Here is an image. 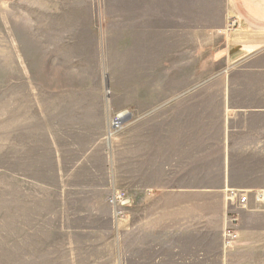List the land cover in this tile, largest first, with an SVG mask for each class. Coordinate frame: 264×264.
Segmentation results:
<instances>
[{
	"label": "crops",
	"instance_id": "0c3cea01",
	"mask_svg": "<svg viewBox=\"0 0 264 264\" xmlns=\"http://www.w3.org/2000/svg\"><path fill=\"white\" fill-rule=\"evenodd\" d=\"M223 31L212 78L171 62L137 80L139 106L115 138L100 112L52 228L61 264H264V0H228ZM229 188L246 203H228ZM117 189L126 204L114 220ZM231 214L237 239L225 247Z\"/></svg>",
	"mask_w": 264,
	"mask_h": 264
},
{
	"label": "rangeland",
	"instance_id": "374dc122",
	"mask_svg": "<svg viewBox=\"0 0 264 264\" xmlns=\"http://www.w3.org/2000/svg\"><path fill=\"white\" fill-rule=\"evenodd\" d=\"M227 1L0 0V264H61L52 228L100 112L115 138L137 80L222 71Z\"/></svg>",
	"mask_w": 264,
	"mask_h": 264
},
{
	"label": "built area",
	"instance_id": "2783aa9c",
	"mask_svg": "<svg viewBox=\"0 0 264 264\" xmlns=\"http://www.w3.org/2000/svg\"><path fill=\"white\" fill-rule=\"evenodd\" d=\"M235 21H232V24H234ZM121 124V120L119 116L117 115L111 120V126L114 128H118ZM226 201L228 203L240 206L246 203L248 196L246 193L241 192L237 189L229 188L227 189L226 193ZM262 199V194H256L255 200L259 201ZM125 203V192L122 190H113L107 197V204L112 209V214L114 220H119L123 214V205ZM238 221L237 215H229L227 227L223 234V244L225 247L231 246L234 244V242L237 239V231H236V224Z\"/></svg>",
	"mask_w": 264,
	"mask_h": 264
},
{
	"label": "bare ground",
	"instance_id": "6f19581e",
	"mask_svg": "<svg viewBox=\"0 0 264 264\" xmlns=\"http://www.w3.org/2000/svg\"><path fill=\"white\" fill-rule=\"evenodd\" d=\"M126 114H127V113H126L125 111H122V112H120V113L118 114V116H119L120 119H124V117H125Z\"/></svg>",
	"mask_w": 264,
	"mask_h": 264
}]
</instances>
